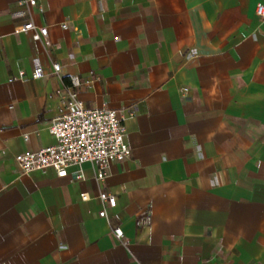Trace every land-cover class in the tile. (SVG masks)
I'll list each match as a JSON object with an SVG mask.
<instances>
[{"label": "crops", "instance_id": "crops-1", "mask_svg": "<svg viewBox=\"0 0 264 264\" xmlns=\"http://www.w3.org/2000/svg\"><path fill=\"white\" fill-rule=\"evenodd\" d=\"M22 1L0 0V264H264V0ZM72 77L131 156L23 173Z\"/></svg>", "mask_w": 264, "mask_h": 264}, {"label": "built area", "instance_id": "built-area-1", "mask_svg": "<svg viewBox=\"0 0 264 264\" xmlns=\"http://www.w3.org/2000/svg\"><path fill=\"white\" fill-rule=\"evenodd\" d=\"M22 3L36 5V0H23ZM22 15L23 13H18ZM256 14L264 20V3H258ZM66 28V24H63ZM34 33L35 39L45 38L48 34L47 26H37L33 21L17 26L15 33ZM58 72L60 65H53ZM44 69L38 59L34 60V79L43 78ZM23 77V73H20ZM72 86L62 97L64 111L53 119L49 126L50 133L56 142L53 145L33 152H26L17 157L23 173L33 171H47L53 169L58 177H65L69 173L76 178H83L81 167L91 163L97 167V178L103 179L110 165L128 159L132 150L125 141L124 116L118 109L90 108L78 98L77 88L81 85L78 77H72ZM84 200L88 199L83 194ZM99 199L110 207L116 205L115 195L101 192ZM100 217H107L106 208L99 212ZM150 216L140 220V223H150ZM113 232L117 239H122L124 231L115 227Z\"/></svg>", "mask_w": 264, "mask_h": 264}]
</instances>
